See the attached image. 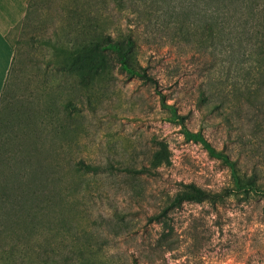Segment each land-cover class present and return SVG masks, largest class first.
Here are the masks:
<instances>
[{"label":"rangeland","instance_id":"374dc122","mask_svg":"<svg viewBox=\"0 0 264 264\" xmlns=\"http://www.w3.org/2000/svg\"><path fill=\"white\" fill-rule=\"evenodd\" d=\"M263 6L33 0L29 17L8 34L15 59L0 102V238L13 228L22 240L65 244V254L79 245L91 249L93 264H264V189L183 201L150 219L181 183L215 191L232 184L228 165L169 120L156 88L190 130L200 128L264 185V97L247 96L263 66L249 44L264 30ZM94 17L104 32L137 35L134 66L157 86L121 68L112 51L62 46L73 22ZM177 19L210 23L209 45L177 33ZM206 77L215 107L203 115ZM141 165L155 172L123 168Z\"/></svg>","mask_w":264,"mask_h":264},{"label":"trees","instance_id":"16d2710c","mask_svg":"<svg viewBox=\"0 0 264 264\" xmlns=\"http://www.w3.org/2000/svg\"><path fill=\"white\" fill-rule=\"evenodd\" d=\"M32 3L33 0H26V12L24 16L14 26H12L6 34V39L9 41L13 50V56L0 96V102L4 95L6 83L15 59L14 44L8 37V34L18 30L23 21L29 17L31 14ZM206 10L207 9L202 10L203 16L206 15ZM210 12L212 13V11ZM259 13L263 17L262 26L264 27V6L261 9L259 8ZM174 23L175 31L177 33H182L186 38H190V35L198 36V40L196 41L200 47H207L209 45V39L213 37L215 32L210 23L200 24L198 25V28L191 27V25L184 19H177ZM78 27H82V31L77 29ZM72 30L73 35L68 36L61 41L63 47H86V49H89L90 51L98 47L100 49L104 48L112 51L117 56V60L119 61L121 68L129 71L131 74L141 76L157 86L156 79L147 73L145 68L137 69L134 66L133 47L136 43L137 35L133 34L132 31L124 32L119 30L113 34L110 32H104L99 29V21L96 17L89 18L82 22H73ZM249 44L251 47H255L259 65H263L260 66L259 77L257 76L258 86L247 94L249 99L258 100L264 97V30L260 31ZM206 84L207 86L199 92L198 101V110L203 115H207L213 110V107H215V102L213 100L215 92L212 89L213 86L211 77H206ZM156 91L159 94L161 105L168 107L171 111L169 120L180 124V129L182 130L184 137L186 139L199 142L206 149L208 154L220 158L228 165L232 184L215 191L203 188L194 182L181 183V189L176 191L170 198L169 202L159 211L152 213L150 219L159 220L161 217L167 215V211L170 207L178 206L183 201L208 200L211 203H215L217 201L224 200L229 195L248 193L249 191L264 189V185L260 182L254 171L249 174L242 171L237 166L235 160L231 159L224 151L211 144V142L204 136L200 128L194 131L190 130L184 122L185 116L177 112L174 104L167 103L165 101L164 94L160 89L156 88ZM84 166L91 171H97L100 169L97 164H84ZM123 168L133 172H144L148 174L155 172L153 171L151 165ZM14 234L16 236H14ZM65 247V244L60 245V248H58L52 243L22 240L19 237V233L14 231L12 228L6 236L0 238V264H93L89 255H87L91 252V249H85L84 247L77 245L76 248L68 249L65 254L63 253Z\"/></svg>","mask_w":264,"mask_h":264},{"label":"crops","instance_id":"0c3cea01","mask_svg":"<svg viewBox=\"0 0 264 264\" xmlns=\"http://www.w3.org/2000/svg\"><path fill=\"white\" fill-rule=\"evenodd\" d=\"M26 12V0H0V96L11 64L13 50L6 34Z\"/></svg>","mask_w":264,"mask_h":264}]
</instances>
